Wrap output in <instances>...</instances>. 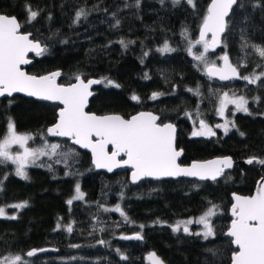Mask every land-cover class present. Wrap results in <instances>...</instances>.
<instances>
[{"label":"trees","instance_id":"16d2710c","mask_svg":"<svg viewBox=\"0 0 264 264\" xmlns=\"http://www.w3.org/2000/svg\"><path fill=\"white\" fill-rule=\"evenodd\" d=\"M208 2L194 0L193 7L186 0L176 5L172 0L163 4L140 0L137 7L136 0H0V12L15 15L21 30L31 32L47 49L41 56L33 55L28 71L61 69L60 81L66 83L77 75L102 80L89 102V110L96 113L129 116L151 109L164 121H173L176 144L183 148L181 163L225 154L236 160L216 181L179 177L131 183L128 170H95L87 151L68 139L46 136L47 142L61 147L28 166L27 179L17 176L9 161L0 163V207L27 202L26 207L13 209L14 215L0 216V257L21 254L30 264H149L145 253L154 250L166 264H229L234 246L224 232L231 219V192L251 193L264 174V165L239 162L247 157L264 159V77L256 84L219 81L208 77L204 63L194 59L202 45H195L189 54V41L197 40ZM26 5L39 12L30 23ZM81 8L87 16L74 23ZM226 24L221 48L209 50L207 61L218 63V54L226 52L235 64L247 65L240 68L241 75L261 72L256 65H264V60L242 45L264 46V0H237ZM165 43L174 50L159 51ZM107 80L119 87L107 85ZM197 88L199 95L188 91ZM225 91L244 96L251 115L228 110L227 133L216 128L214 136H192L201 120L208 124L220 120L219 97ZM153 92L163 95L152 100ZM133 95L139 100H132ZM57 108L56 103L22 95L1 97L0 137L11 118L17 131L33 135L31 145L41 146L40 134L55 121ZM69 149L74 153L65 158L62 154ZM77 183L84 198L69 205ZM116 205L127 219L113 210ZM211 205L218 206L211 217L214 236L205 239L182 228L173 231L177 220L197 216ZM68 224L71 233L66 231ZM134 233L142 239L122 238ZM41 247L53 250L24 255Z\"/></svg>","mask_w":264,"mask_h":264},{"label":"snow or ice","instance_id":"6c2138e0","mask_svg":"<svg viewBox=\"0 0 264 264\" xmlns=\"http://www.w3.org/2000/svg\"><path fill=\"white\" fill-rule=\"evenodd\" d=\"M163 4L164 0H160ZM189 5L195 7L194 0H186ZM173 5L179 4L180 0H172ZM140 0H136L138 7ZM237 0H211L207 8V14L203 17L200 27L199 39L194 42L189 41L188 52L192 53L195 45H202L203 51L194 56V59L204 63L207 74L212 77H218L220 80L242 79L248 84H256L264 77V65L257 64L261 68L259 73L241 75L240 68L246 67L244 63L238 62L236 65L230 62L229 56L225 53L220 59L223 60V66L218 67L213 61L209 63L206 54L210 49L214 50L219 46L221 34L225 32L227 24L225 18L229 15L233 5ZM126 7L128 5H125ZM28 12L27 22L35 20L39 15L37 10H32L30 5H26ZM87 13L83 8L75 14V22L81 17L86 18ZM115 17V13H113ZM51 19V16H49ZM119 25V19L115 21ZM22 25L15 16L0 13V97H11L13 93H25L30 97H37L45 101L58 102L56 120L46 130L41 133L42 146L39 148H29L28 141L33 139L31 133H19L16 130L15 123L9 118L7 130L3 139H0V163L11 161L16 165L15 174L23 179H27L25 171L26 166L31 162L35 163L41 156L53 155L61 146L57 143L48 144L46 136L68 137L75 145L90 149L92 153V163L96 168H105L111 172L114 168L130 167L131 179L133 182L146 177H197L201 180L211 179L216 181L218 177L224 174L225 169L233 167L231 157L217 158L212 161L198 162L194 161L187 167H182L177 161L182 155L183 150L176 145V125L164 120L152 112H140L130 118H124L118 114L97 115L96 113L86 111L88 99L93 93L90 88L93 84H100L103 81L98 79H82L79 75L75 77V83L64 85L57 83L60 77L59 71L50 72L43 75H32L26 72L22 65H28L32 61L28 58L29 53H35L41 56L46 52V47L39 41L30 39L31 33L22 32ZM211 33V40L207 39ZM184 33H182L183 35ZM127 47V43L120 41ZM128 43H131L128 42ZM226 47V45H225ZM242 47H251L252 52L264 60V46L258 44H243ZM167 43L159 51H173ZM147 55V53H145ZM147 77V74L145 76ZM105 80L107 78H104ZM262 86H264V81ZM107 85L119 87L112 80H107ZM194 94L199 95V89H188ZM163 93L153 92L150 99L155 100ZM132 100H139V97L133 95ZM259 100V97H255ZM235 105L236 111H242L251 115L248 100L244 96H236L235 93L229 96L224 92L219 97L218 114L223 117L227 106ZM226 121L224 125L217 124L216 128L223 127L227 133ZM234 126V125H233ZM241 136L244 133H240ZM192 136H214L215 132L203 120L200 121L199 128L191 133ZM17 145L22 151L13 152L12 146ZM111 146V149H109ZM74 149L62 155L67 158ZM254 160L264 165V159L256 157L249 158L246 162L252 164ZM60 163L59 160L56 161ZM51 169V165H48ZM2 190V189H0ZM84 193L80 190V185L75 186V195L67 201L71 205L73 200H82ZM234 203L231 205V215L234 217L230 227L225 235L229 238L230 245H235L231 251L230 264H264V177L257 182L255 194L249 196H240L233 194ZM211 204V202H209ZM27 202L10 205L14 209L24 208ZM217 205H211L195 221L187 220L180 223L184 224L183 231L189 233L187 225L193 222L203 225V237L207 239L214 236L215 232L211 223V217L216 214ZM114 211L120 212L122 216L126 214L117 205ZM5 208L0 207V216H4ZM15 219L16 217H8ZM61 225L58 223L57 228ZM141 228L144 226L141 225ZM66 231L71 233L73 227L71 224L65 226ZM178 223L173 231H179ZM103 231V229H101ZM194 235H201L197 232ZM123 239H142L137 233L133 237L124 236ZM99 243L104 244V240ZM79 247V245H71ZM47 249H31L24 255L34 257L38 252H44ZM212 251V250H210ZM215 254V253H214ZM126 259V257H124ZM152 264H163V261L155 253L149 255ZM0 264H30L21 254H9L0 257Z\"/></svg>","mask_w":264,"mask_h":264},{"label":"water","instance_id":"95a60500","mask_svg":"<svg viewBox=\"0 0 264 264\" xmlns=\"http://www.w3.org/2000/svg\"><path fill=\"white\" fill-rule=\"evenodd\" d=\"M210 3H211V0H209L208 4H207V6H206V13H205V15L207 14V8H208V6H209ZM234 6H235V5H233V7H234ZM231 11H232V10H231ZM231 11L229 12V15H230ZM0 13H3V12H0ZM3 14H6V13H3ZM7 15L15 16V15H13V14H7ZM205 15H204V16H205ZM229 15H228V16H229ZM228 16L225 18L226 22H227V18H228ZM15 17H16V16H15ZM16 18H17V17H16ZM17 20H18V18H17ZM18 21H19V20H18ZM202 21H203V19H202ZM202 21H201V23H200V25H199V28H198L197 39H199L200 27H201V25H202ZM21 31H22V30H21ZM22 32L31 33V32H29V31H22ZM224 33H225V32H224ZM224 33L221 34V41H222V38H223ZM211 38H212V37H211V33H209L208 36H207V39H208V40H211ZM30 39H33V40H35V41H39V40H36V39L32 38V35L30 36ZM39 42H40V41H39ZM40 43H41V42H40ZM41 45H42V43H41ZM42 46H43V45H42ZM221 46H222V43H221L219 46H217L214 50H212V49H210V50H211V51L219 50V49L221 48ZM225 53H226V52L222 53V54L220 55V57H222ZM226 54H227V53H226ZM33 55H35V53H29V57H28V58L32 61L30 64H28V65H22V68H23L26 72H28L29 74H32V75H43V74H47V73L54 72V71H59V72L61 73V69L50 70V71H48V72H46V73H43V74H36V73H33V72L28 71V70H27V67L30 66V65L34 62V57H33ZM227 55H228V54H227ZM228 56H229V55H228ZM220 57H219L218 63H216V65H217L218 67H222V66H223V60L220 59ZM229 60H230L231 63H233L234 65H236V64L231 60L230 56H229ZM204 73H205L208 77H211V78H214V79H216V80L223 81V82H226V81H236V80H238V79H236V78L231 79V80H220L218 77H212V76H209V75L207 74V70H206L205 67H204ZM79 76H80L82 79H85V81H87L88 79H98V78H95V77L83 78L81 75H79ZM60 77H61V75H60ZM60 77L57 78V83L64 84V85H68V84H72V83H75V82H76L75 79L72 80L71 82H67V83H66V82H61V81H60ZM98 80H100V79H98ZM98 85H99V84H93V85L91 86L90 91L93 93L92 96L95 95V93H96V87H97ZM14 95H22V96H24V97L33 98V99L38 100V101H45V100L38 99L37 97H30V96L26 95V94L23 93V92H21V93H13L12 96H14ZM12 96H11V97H12ZM92 96L89 97V99H88V105H87V108H86L85 110H86V111H89V112L96 113V112H94V111L89 110V102H90V99L92 98ZM4 97H7V96H4ZM0 98H1V97H0ZM48 102H52V103H56V104H58V102H54V101H48ZM58 107H60L59 104H58ZM57 110H58V108H57ZM57 110H56V113H57ZM140 112H152L153 114L159 116V114H158L157 112H155V111H153V110H151V109H141V110H138V111H136V112L130 114L129 116H124L123 114H121V113H119V112H107V113H96V114H97V115L118 114V115H121V116H123L124 118L127 119V118H130L131 116L137 115V114L140 113ZM56 118H57V116H56ZM55 120H56V119H55ZM54 122H55V121H54ZM54 122H53V123H54ZM164 122H170V123H173L174 125H176L173 121H170V120H166V121H164ZM53 123H52V124H53ZM52 124L48 125L47 127H50ZM176 129H177V126H176ZM49 137H51V138H60V139H68V140L70 141V143H72L73 145H75V144H74V143H73L68 137H53V136H49ZM176 145H177V144H176ZM75 146H77V147L80 148L81 150H85V151H87V152L89 153V155H90V161H91V163H92V153H91L90 149L82 148V147H80L79 145H75ZM177 148H178V150H179V149H182V150H183V148H181V147H178V146H177ZM109 149H111V146H109ZM182 156H183V152H182V155L178 158V161H177L182 167H187V166L191 165L194 161H198V162H206V161H212V160H215V159H217V158H224V157H231V158H232V160H233V167H234V165H235V163H236V160H235L231 155H229V154H225V155H214V156H211V157H208V158H204V159H193V160L189 161L188 163H181V162H180ZM249 158H252V157H247V158L240 159L239 162L242 163V164H244V165H251V164H248V163L246 162ZM256 158H257V157H256ZM259 159H260V158H259ZM254 162H256V161L254 160ZM258 164H259V163H258ZM92 166L94 167L95 170L105 171V172H107V173H112V172H116V171H120V170H125V169H126V170H128V179H129V181H130L131 183H137V182L140 181V180H139V181H136V182H133V181H132V179H131V169H130V167L114 168L111 172H109V171H108L107 169H105V168H96V167L94 166L93 163H92ZM233 167H232V168H233ZM232 168L225 169L224 172H226V171H230ZM179 177L195 178V179L201 180V179H199V178H197V177H186V176L162 177V178H159V179H163V178H174V179H175V178H179ZM220 177H221V176H220ZM220 177H218V178H220ZM261 177H264V174H261V175L256 179L255 184H254V187H253V190H252L251 193H248V194H242V193L235 192V191L231 192V199H232V201H231V204H230L229 209H228V212H229V215H230L231 219H230V221H229V225H228L227 229L230 227L232 219H234V217H232V215H231V205H232V203H234V200H233V194L235 193V194L240 195V196H249V195H253V194H255V191H256V188H257V182L260 181ZM146 178H148V179H156V178H152V177H146ZM146 178H143V179H146ZM218 178H217V179H218ZM143 179H141V180H143ZM206 180H211V179H206ZM227 229L225 230L224 234L226 233ZM136 234H137V233H134L133 235L135 236ZM233 246H234V248H235V245H233ZM32 249H47V250H51V249H52V250H53V248H51V247H41V248H32ZM30 250H31V249H30ZM28 251H29V250H28ZM38 253H40V252H38ZM151 253H155L156 256L159 257V259L163 261V264H166V262L163 260V258H162V257H161L156 251H154V250H149V251H147V252L145 253V259L147 260V262H148L149 264H152V261L149 259V255H150ZM229 264H230V262H229Z\"/></svg>","mask_w":264,"mask_h":264},{"label":"rangeland","instance_id":"374dc122","mask_svg":"<svg viewBox=\"0 0 264 264\" xmlns=\"http://www.w3.org/2000/svg\"><path fill=\"white\" fill-rule=\"evenodd\" d=\"M218 58L220 57V53L218 54V56H217ZM225 92H227V91H225ZM224 93V92H223ZM222 93V94H223ZM229 93V92H228ZM221 94V95H222ZM236 95V94H235ZM229 96L231 97L232 96V93H229ZM236 96H241V95H236ZM219 108V107H218ZM228 110H235V105H233V104H229L228 106H227V109H226V112H225V116H223V117H221L219 114H218V116H219V118H220V120H218L217 122H215L214 124H208V123H206L209 127H211L212 129H213V131L215 132V129H216V127H215V125H217V124H221V125H224L225 123H226V121H230L229 120V118H228V116H227V112H228ZM217 113H218V111H217ZM231 126V123H228L227 124V128H229ZM199 128V125L198 124H195L194 125V127H193V131L194 130H197ZM218 129H221L222 131L224 130L225 131V129L223 128V127H221V128H218ZM7 130V129H6ZM17 130V129H16ZM17 132H19V131H17ZM5 133H6V131H5ZM5 133L0 137V139H3L4 138V135H5ZM19 133H23V132H19ZM49 145L50 144H52V143H50V142H47ZM54 143V142H53ZM56 143V142H55ZM58 144V143H57ZM29 148H39V147H41V146H33V145H31L30 144V140L28 141V145H27ZM58 150V149H57ZM12 151L15 153V152H17V151H22V149H20L17 145H13L12 146ZM46 156H49V155H46ZM51 156V155H50ZM43 156H41L40 157V159L42 158ZM39 159V160H40ZM39 160H37L35 163H38L39 162ZM11 164H13L11 161H9ZM35 163H29L27 166H26V168H25V171H27V168H28V166H30V165H32V164H35ZM13 166H14V172H15V168H16V165L15 164H13ZM81 190V189H80ZM82 192V191H81ZM83 193V192H82ZM75 195V192H74V194L72 195V197ZM71 197V198H72ZM16 204H19V203H16ZM10 205H15V204H10ZM10 205H7V206H1V207H3V208H5V214H4V216H9V215H14V211H13V209L14 208H12V207H10ZM117 206V205H116ZM116 206H114V208L116 207ZM14 210H16V209H14ZM218 211V209L216 208L215 209V212H217ZM205 212V211H204ZM203 212V213H204ZM203 213H201V214H199V215H197V216H191V217H185V218H181V219H179V220H177L174 224H173V226L174 227H176L177 226V224L179 223L180 224V228H184V224H182V223H180V222H182V221H187V220H193V221H195L196 219H198ZM211 219V218H210ZM187 227L189 228V231H193L194 233H197V232H199V233H201V235L200 236H202L203 237V235H202V233H203V231H204V228H203V225H201V224H197V223H195V222H193L192 224H189V225H187Z\"/></svg>","mask_w":264,"mask_h":264},{"label":"flooded vegetation","instance_id":"af4514ba","mask_svg":"<svg viewBox=\"0 0 264 264\" xmlns=\"http://www.w3.org/2000/svg\"><path fill=\"white\" fill-rule=\"evenodd\" d=\"M199 124H200V122H199Z\"/></svg>","mask_w":264,"mask_h":264}]
</instances>
